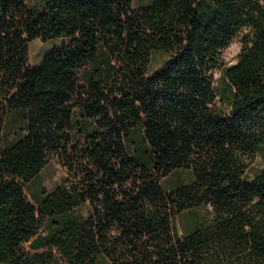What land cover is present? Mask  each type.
Instances as JSON below:
<instances>
[{"label": "trees", "instance_id": "16d2710c", "mask_svg": "<svg viewBox=\"0 0 264 264\" xmlns=\"http://www.w3.org/2000/svg\"><path fill=\"white\" fill-rule=\"evenodd\" d=\"M37 38L62 41L30 65ZM262 147L264 0H0V264H264V167L247 175ZM51 157L66 174L35 208L25 188ZM200 206L209 222L175 236L172 218Z\"/></svg>", "mask_w": 264, "mask_h": 264}, {"label": "rangeland", "instance_id": "374dc122", "mask_svg": "<svg viewBox=\"0 0 264 264\" xmlns=\"http://www.w3.org/2000/svg\"><path fill=\"white\" fill-rule=\"evenodd\" d=\"M44 0H28V4L31 8L41 7ZM150 0H131L133 8L145 5ZM246 30L243 29L237 34L228 45L221 51V66L227 67L235 63L237 54L241 47V37ZM61 39H52L43 41L39 38L32 40L28 44V62L30 65H38L46 53L52 48L57 47L61 43ZM169 53L166 51H156L152 54L151 67L152 69L158 68L162 62L167 59ZM223 69H216L213 72V85L217 93V103L220 106H226L231 98V91L227 81L223 77ZM73 121L76 122V129H78L83 123L84 119L79 115L78 111L74 113ZM22 119L21 115L17 112L10 111L6 114L3 125V134L7 142H13L21 133ZM92 128V123L89 124V129ZM264 167V147L255 152L253 159L250 161V165L247 169V175L250 177ZM66 174V169L61 160L57 157H51L46 166L40 171V173L31 180L26 188L25 193L27 200L35 207L38 208L37 197L40 196V190L45 192L51 191L58 183H60ZM186 174L180 173V175L174 174L164 178L161 181V185L164 190L168 191L172 189L178 183V178L187 179ZM89 207L83 205L74 210L76 213L82 216H87ZM212 216V210L210 206H200L191 210L184 211L179 215L172 218V229L175 236L182 237L192 231L200 223L204 224L209 222ZM24 249L26 252H30L29 244L25 243ZM56 253V250L53 249ZM98 264H112L108 258H101Z\"/></svg>", "mask_w": 264, "mask_h": 264}]
</instances>
